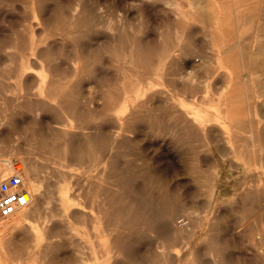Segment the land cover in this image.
I'll return each instance as SVG.
<instances>
[{"label":"rangeland","instance_id":"rangeland-1","mask_svg":"<svg viewBox=\"0 0 264 264\" xmlns=\"http://www.w3.org/2000/svg\"><path fill=\"white\" fill-rule=\"evenodd\" d=\"M4 178L0 264H264V0H0Z\"/></svg>","mask_w":264,"mask_h":264},{"label":"built area","instance_id":"built-area-1","mask_svg":"<svg viewBox=\"0 0 264 264\" xmlns=\"http://www.w3.org/2000/svg\"><path fill=\"white\" fill-rule=\"evenodd\" d=\"M30 198V193L19 189L15 180L9 178L0 180V216H9L15 210L26 207Z\"/></svg>","mask_w":264,"mask_h":264},{"label":"bare ground","instance_id":"bare-ground-1","mask_svg":"<svg viewBox=\"0 0 264 264\" xmlns=\"http://www.w3.org/2000/svg\"><path fill=\"white\" fill-rule=\"evenodd\" d=\"M9 172H11V171H9ZM14 172H15V170H14ZM16 173V172H15ZM18 173V172H17ZM16 175V174H15ZM13 176V175H12ZM186 222V221H185Z\"/></svg>","mask_w":264,"mask_h":264},{"label":"crops","instance_id":"crops-1","mask_svg":"<svg viewBox=\"0 0 264 264\" xmlns=\"http://www.w3.org/2000/svg\"><path fill=\"white\" fill-rule=\"evenodd\" d=\"M207 4H210L209 2H207Z\"/></svg>","mask_w":264,"mask_h":264}]
</instances>
